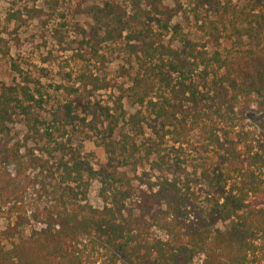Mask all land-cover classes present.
I'll use <instances>...</instances> for the list:
<instances>
[{
  "label": "trees",
  "instance_id": "obj_1",
  "mask_svg": "<svg viewBox=\"0 0 264 264\" xmlns=\"http://www.w3.org/2000/svg\"><path fill=\"white\" fill-rule=\"evenodd\" d=\"M127 1L79 2L74 16L93 23L76 27L58 106L16 61L0 83V264H264V133L241 114L249 101L264 113V0ZM63 2L44 5L53 17ZM65 28L52 36L67 52ZM113 61L121 82L99 74Z\"/></svg>",
  "mask_w": 264,
  "mask_h": 264
},
{
  "label": "rangeland",
  "instance_id": "obj_2",
  "mask_svg": "<svg viewBox=\"0 0 264 264\" xmlns=\"http://www.w3.org/2000/svg\"><path fill=\"white\" fill-rule=\"evenodd\" d=\"M45 0H0V33L4 41V54L0 55V83L11 85L14 79V72L10 69L11 61H16L24 69L33 72L35 77L40 81L43 91L46 93V99L49 101L48 109L58 106L65 97L64 89L70 85L66 79V73L70 69L71 57L76 54L79 37L76 33L77 25L88 28L93 22L87 16L75 17L74 12L79 2L83 1L82 6L101 5L105 0H64L63 8L59 10V15L50 16ZM125 4L127 0H115ZM183 2L187 10H191L189 0H178ZM169 6L173 5V0H166ZM63 16V18H62ZM181 23L184 28L188 24L178 17L174 21ZM65 23L66 28L63 30L67 35V41L70 44V51H63L53 39V29L59 24ZM118 61H113L105 72H99L100 75L105 73L114 77L117 82L123 81L118 77L116 70ZM99 95L102 99L109 101L110 92H102ZM127 110L132 113L135 108L127 106ZM241 114L244 119L246 128L252 133L258 135L264 133V113L256 106L254 101H249L241 105ZM14 132L19 136L25 137L26 129L20 123L13 126ZM76 146L82 147L83 155L95 167L106 163V154L104 149L96 142V138H88L81 133L76 135ZM27 149L33 151L34 155L40 153L42 142L28 140ZM9 170L14 173V167ZM44 201H40L36 192H32L28 199V209H35ZM89 203L93 206L100 207L101 201L97 194V187L94 184L89 193ZM8 209L0 208V227L5 228L9 218ZM161 235V234H160ZM120 264H130L122 261Z\"/></svg>",
  "mask_w": 264,
  "mask_h": 264
}]
</instances>
